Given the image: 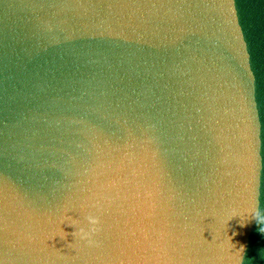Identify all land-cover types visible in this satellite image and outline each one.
I'll return each mask as SVG.
<instances>
[{
    "label": "water",
    "instance_id": "1",
    "mask_svg": "<svg viewBox=\"0 0 264 264\" xmlns=\"http://www.w3.org/2000/svg\"><path fill=\"white\" fill-rule=\"evenodd\" d=\"M262 229L264 0H0V264H264Z\"/></svg>",
    "mask_w": 264,
    "mask_h": 264
},
{
    "label": "clouds",
    "instance_id": "2",
    "mask_svg": "<svg viewBox=\"0 0 264 264\" xmlns=\"http://www.w3.org/2000/svg\"><path fill=\"white\" fill-rule=\"evenodd\" d=\"M91 222H92V223H96V221H95V220H91ZM262 231H264V229H262Z\"/></svg>",
    "mask_w": 264,
    "mask_h": 264
}]
</instances>
